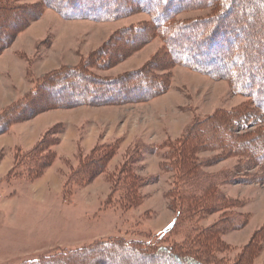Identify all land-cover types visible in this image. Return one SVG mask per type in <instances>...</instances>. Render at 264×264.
<instances>
[{"label":"rangeland","instance_id":"rangeland-1","mask_svg":"<svg viewBox=\"0 0 264 264\" xmlns=\"http://www.w3.org/2000/svg\"><path fill=\"white\" fill-rule=\"evenodd\" d=\"M4 2L21 14L20 10L28 11L19 14L20 23L26 19L30 23L0 54V111L48 73L75 68L88 57L97 60L91 55L106 49V43L112 49L101 61L105 65L90 64L97 80L123 79L141 70L156 76L169 71L170 80L168 89L142 99L45 109L0 134V264H22L58 249L84 248L111 237L155 242L161 236L166 245H180L194 236L188 233L194 227L219 230L221 244L213 250L219 264H237L241 255L245 264H264V167H246L245 160L239 165L238 157L219 151H196L194 167L201 176H220L216 190L224 203L199 216L196 223L183 222L169 235L164 233L177 217L172 198L175 180L183 181L178 168L162 171L165 146L183 141L196 123L218 112L235 111L248 99L235 93L223 77L178 65L166 70L161 62L164 56L167 59L163 35L125 42L127 33L150 24L144 8H129L112 21L95 22L63 18L42 0ZM206 2L178 12L173 22L208 15L213 3ZM262 36L253 49H263L264 32ZM115 43L120 46L118 53L112 47ZM112 51L116 52L112 55ZM260 60L264 61L263 53ZM254 111L247 121H236L235 135L256 129L262 116L258 109ZM56 130L59 135L52 138ZM45 138L53 144L51 166L33 180L13 179L10 172L18 163L16 158ZM109 147L114 156L104 174L84 186L67 184L81 160ZM17 166L23 167L21 162ZM132 175L141 181L135 186L134 201L128 204L120 196L129 190ZM236 215L244 223L227 228L226 219Z\"/></svg>","mask_w":264,"mask_h":264},{"label":"trees","instance_id":"trees-1","mask_svg":"<svg viewBox=\"0 0 264 264\" xmlns=\"http://www.w3.org/2000/svg\"><path fill=\"white\" fill-rule=\"evenodd\" d=\"M4 1L0 0V54L30 23L29 19L20 23L19 10L15 11L12 4ZM42 1L46 2L45 5L52 6L63 18L95 22L112 21L129 8H144L150 15V24L145 29L137 28L132 33H127L124 36L125 42L128 40L134 44L145 35L146 38L148 35H163L167 59L164 56L161 62L166 70L170 69V65H178L212 77H223L235 93L248 99L246 104L235 108V111L218 112L205 118V121L196 123L188 130L183 141L165 146L162 171H174L178 168L177 175H183V181L176 179L174 183L172 198L178 208L177 217L166 227L165 235H169L183 222L196 223L199 216L208 214L224 203V197L216 190L217 178L220 176H201L194 167L196 151H219L224 155L238 157L239 165L245 160L246 163L243 164L246 167H264V61L260 60L264 47L258 50L252 47L254 43L259 46L256 39L263 38L264 0H211L213 4H210L212 7L209 6L211 10L208 15L182 23H174V15L193 7L204 6L210 0ZM20 11L22 14L28 12ZM39 16L38 13L37 17ZM106 45V49L91 55L97 57V60L91 61L88 57L75 68H61L48 73L26 95L1 110L0 134L7 132L14 124L34 118L45 109L142 99L168 89L169 71L165 75L156 76L153 72L141 70L130 73L123 79L104 82L97 80L90 72V64L96 68L105 65L101 61H104L111 48V44ZM112 47L116 51L120 50L116 43ZM116 51H112V55ZM255 109L262 116L256 123V129L235 135L236 121H247V118L254 115ZM57 132L53 131L55 134L52 138L59 135ZM52 142L56 145L58 138ZM51 145L53 144L46 142L45 138L23 153L22 159L18 156V163L11 169L10 176L13 175V179L25 176L29 180L40 176L54 161V153L49 150ZM98 150L79 162L78 167L68 176L67 184L84 186L94 177L105 173L114 150L109 147L101 154L97 153ZM19 162L23 167L18 168ZM129 180V190H125L120 196L128 204L134 201L135 186L141 179L132 175ZM225 223L227 228H232L241 225L244 220L241 221L238 215L229 216ZM213 229L194 227L188 232L194 236L180 245H166L161 241V236L155 242L111 237L84 248L58 249L22 264H219L213 250L216 244H221L218 239L220 233L216 227L217 233ZM245 263L246 259L241 255L237 264Z\"/></svg>","mask_w":264,"mask_h":264}]
</instances>
